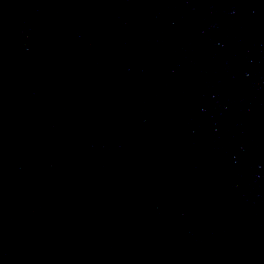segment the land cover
Listing matches in <instances>:
<instances>
[{
	"label": "water",
	"instance_id": "95a60500",
	"mask_svg": "<svg viewBox=\"0 0 264 264\" xmlns=\"http://www.w3.org/2000/svg\"><path fill=\"white\" fill-rule=\"evenodd\" d=\"M0 264H264V0H106L0 124Z\"/></svg>",
	"mask_w": 264,
	"mask_h": 264
}]
</instances>
